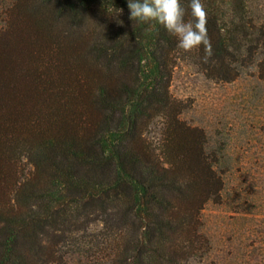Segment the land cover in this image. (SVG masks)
Returning a JSON list of instances; mask_svg holds the SVG:
<instances>
[{
	"label": "trees",
	"instance_id": "16d2710c",
	"mask_svg": "<svg viewBox=\"0 0 264 264\" xmlns=\"http://www.w3.org/2000/svg\"><path fill=\"white\" fill-rule=\"evenodd\" d=\"M3 1L0 264H24L17 247L20 236L35 237L31 223L42 226L47 218L42 211L34 212L31 203L23 211L19 196L45 198L55 194L52 188L68 190L74 198L88 195L103 208L111 205L117 223H132L133 236L116 254L121 264H181L184 254L167 250V230L178 233V249L185 242L197 251L202 206L195 209L197 199L189 213L167 214L171 203L165 189L182 187L176 174L167 172L180 163L188 165L198 183H204L206 200L221 196L225 178L216 159H190L187 142L169 146L185 139L190 128L180 110L169 112L165 81L171 77L176 52L182 50L177 39L155 22L132 21L128 0ZM201 2L212 46L209 60L246 66L252 58L264 80L262 8L254 0ZM181 4L187 10L185 19L191 20L189 0ZM190 54L205 56V49L200 46ZM108 74L117 77L114 96L105 85L96 86V77ZM152 110L164 118L169 143L166 159L159 162L139 145L125 143L142 135L139 121L153 115ZM28 163L32 168L27 169Z\"/></svg>",
	"mask_w": 264,
	"mask_h": 264
},
{
	"label": "rangeland",
	"instance_id": "374dc122",
	"mask_svg": "<svg viewBox=\"0 0 264 264\" xmlns=\"http://www.w3.org/2000/svg\"><path fill=\"white\" fill-rule=\"evenodd\" d=\"M3 2L10 4L11 0ZM254 2L264 11V0ZM4 17L0 12V32ZM176 56L165 83L170 94L169 112L181 111L180 118L190 127L187 136L167 143L164 118L152 110L153 115L139 121L142 135L128 137L125 143L139 145L159 162L166 159L168 144L177 148L175 145L187 142L192 150L190 159L218 161L225 185L221 196L206 200L204 183H198L188 165L180 163L167 172L169 176L176 174L177 185L182 184L179 190L165 189L171 203L167 214H187L197 199L195 209L202 206L197 251L185 242L182 250L178 249V233L171 230L165 237L167 250L175 256L184 254L181 264H264V80L256 74L252 58L246 66L230 61L221 66L209 59L204 63L202 54L194 56L180 50ZM100 85H105L112 96L118 91L117 77L109 74L96 77V86ZM53 189L55 194L45 198H27L28 193L19 196L23 211L31 203L34 212L47 216L42 226L31 223L35 237L26 233L20 236L17 247L25 256L24 264H121L116 254L133 236L132 223L120 225L111 205L103 208L88 195L81 198L76 194L74 198L68 190ZM169 202H164L167 207Z\"/></svg>",
	"mask_w": 264,
	"mask_h": 264
},
{
	"label": "clouds",
	"instance_id": "9594fccd",
	"mask_svg": "<svg viewBox=\"0 0 264 264\" xmlns=\"http://www.w3.org/2000/svg\"><path fill=\"white\" fill-rule=\"evenodd\" d=\"M130 19L141 23L155 22L177 39L184 52L203 46L204 63L211 55V40L207 32L206 10L201 0H189L191 20H186L187 10L181 0H128Z\"/></svg>",
	"mask_w": 264,
	"mask_h": 264
}]
</instances>
